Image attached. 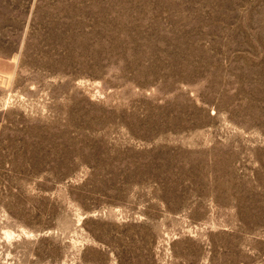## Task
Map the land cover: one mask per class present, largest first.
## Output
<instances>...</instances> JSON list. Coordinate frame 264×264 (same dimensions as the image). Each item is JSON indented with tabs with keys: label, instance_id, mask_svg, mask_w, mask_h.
<instances>
[{
	"label": "rangeland",
	"instance_id": "1",
	"mask_svg": "<svg viewBox=\"0 0 264 264\" xmlns=\"http://www.w3.org/2000/svg\"><path fill=\"white\" fill-rule=\"evenodd\" d=\"M0 264H264V0H0Z\"/></svg>",
	"mask_w": 264,
	"mask_h": 264
}]
</instances>
